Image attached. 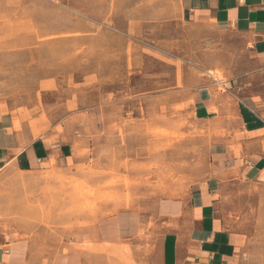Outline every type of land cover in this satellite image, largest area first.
<instances>
[{"label":"rangeland","instance_id":"rangeland-1","mask_svg":"<svg viewBox=\"0 0 264 264\" xmlns=\"http://www.w3.org/2000/svg\"><path fill=\"white\" fill-rule=\"evenodd\" d=\"M207 83L264 96V58L185 0H0V110L25 140L55 131L74 146L0 172V239L22 254L1 264H141L142 240H108L100 225L144 200L187 202L207 178L213 131L192 112ZM218 196L246 235L231 264H264V188L233 181Z\"/></svg>","mask_w":264,"mask_h":264},{"label":"crops","instance_id":"crops-1","mask_svg":"<svg viewBox=\"0 0 264 264\" xmlns=\"http://www.w3.org/2000/svg\"><path fill=\"white\" fill-rule=\"evenodd\" d=\"M185 2L217 25L241 33L251 53L264 58V0ZM230 92H219L213 83H207L194 93V117L205 125L207 133H213L209 136L210 173L192 188L188 201L172 198L165 210L162 200L153 199L152 207L144 200L119 211L109 223H101V233L108 240L127 237L133 247L142 240L141 251L134 249L141 264H231L237 260L246 235L221 214L218 194L233 181L264 188V96L240 98ZM25 137L15 129L11 113L0 110V172L8 167L31 172L73 155V143L64 140L61 132ZM148 209H152L151 228L149 220H143ZM143 222L144 239L140 237ZM164 223L172 227L164 231ZM20 251L18 243L0 239V264L10 253L13 258L21 256ZM98 259L91 255L92 264Z\"/></svg>","mask_w":264,"mask_h":264},{"label":"bare ground","instance_id":"bare-ground-1","mask_svg":"<svg viewBox=\"0 0 264 264\" xmlns=\"http://www.w3.org/2000/svg\"><path fill=\"white\" fill-rule=\"evenodd\" d=\"M179 8H180V7H179ZM253 38H254V37H253ZM210 101H211V100H210ZM0 186H1V185H0ZM227 186H228V185H227ZM164 189H165V188H164ZM159 190H160V189H159ZM151 193H152V191H151ZM151 193H150V194H151ZM126 199H127V198H126ZM126 202H127V201H126ZM127 207H128V206H127ZM126 209H127V208H126ZM9 212H10V211H9ZM61 244H62V243H61Z\"/></svg>","mask_w":264,"mask_h":264}]
</instances>
